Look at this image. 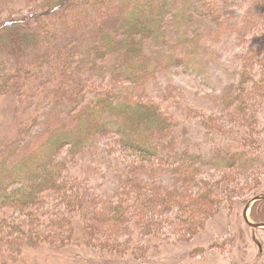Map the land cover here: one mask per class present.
Instances as JSON below:
<instances>
[{
  "label": "trees",
  "instance_id": "trees-1",
  "mask_svg": "<svg viewBox=\"0 0 264 264\" xmlns=\"http://www.w3.org/2000/svg\"><path fill=\"white\" fill-rule=\"evenodd\" d=\"M27 1L33 4L25 11L9 9L0 17V41L6 37L0 97L12 96L19 112L38 104L46 119H19V137L0 145V264H18L28 247L43 245L89 244L143 262L165 246L191 243L227 200L231 205L246 192L243 172L264 166V130L236 118L235 109L230 128L214 120L208 137L215 146L207 147L187 132V123L221 116L196 108L188 116V97L178 88L162 98L153 88L162 72L184 64L208 76L207 27L221 22L234 1ZM74 10L78 27L66 24ZM25 25L33 31L24 33ZM63 27L72 42L59 46ZM262 46L248 55L246 77L217 101L246 108L245 119L253 113L264 123V76L259 80L256 70L264 69ZM88 154L117 172L113 191L94 190L99 168L83 165ZM212 170L223 177H212ZM259 205L264 200L253 218L264 223Z\"/></svg>",
  "mask_w": 264,
  "mask_h": 264
},
{
  "label": "rangeland",
  "instance_id": "rangeland-1",
  "mask_svg": "<svg viewBox=\"0 0 264 264\" xmlns=\"http://www.w3.org/2000/svg\"><path fill=\"white\" fill-rule=\"evenodd\" d=\"M232 2L230 12L225 15L221 22L212 23L207 27L206 41L211 61L208 76L200 75L199 68L198 70L187 69L184 64L171 72H162L161 81L155 83L153 88L154 93L160 98L163 97L161 93L167 94V92L178 88L180 93H184L188 97L184 101L186 104L184 106L185 112L188 116H191L189 113L192 114V108L199 109L211 116H221L220 119H204L205 121L192 118L187 123V132L194 137L196 142L203 141L202 143H206L207 147L215 146L213 139L208 137L211 125L216 123L214 120H218L222 126L232 124L233 120L230 116L235 109H237L236 118L251 122L260 130H264V123H261L255 114L252 113L250 118L245 119L246 116H250V112L248 115L246 108L242 110L236 107L232 110L231 107L224 104L225 102L217 101V95L224 94L232 84H240L242 79L246 77L247 69L252 63V58H248V55L253 54V49H260V43L264 42V2L262 0H232ZM31 4L33 2L27 0H21L19 3H14L11 0H0V17L4 11L7 12L9 9H14L17 12L25 11V8ZM110 6V11H114L117 4ZM80 8L79 11L82 12L85 6ZM67 14L69 20L66 24L69 23L73 27H78L81 23L79 13L74 10ZM94 20L98 21L100 17L93 18L92 21L94 22ZM62 21V18H59L55 23L58 27H62L64 26ZM22 30L26 31L24 33L33 31L26 25ZM60 31V38H62L58 42L61 43L59 46L72 42L71 33H67L65 27ZM5 40L6 37L2 34L0 43ZM41 44L39 49L43 50L46 45L44 42ZM1 57H3L2 60L6 58L5 55ZM34 57L35 55H30L28 62H33ZM12 66L17 67L15 59L12 60ZM256 70L260 80L264 76V69L258 68ZM251 91L254 92V89ZM37 101L39 103L42 99ZM31 104L32 102L27 103L25 109L19 112L15 108L16 104L12 96L0 97V145L1 143L4 144L5 141L10 142L19 137L21 132L19 119L29 121V119L45 115L44 109H37L38 104L36 107H32ZM42 119H46V116H43ZM262 120L264 121V119ZM109 158L111 156H108ZM85 164L90 167L89 171L92 169V164L96 165L94 169L99 168V174L96 182H94V190L98 189L101 193H109L116 188L119 178L114 168L108 165L100 168L103 164L102 160L90 154L85 158L83 165ZM236 170L238 171V169ZM251 171L243 172L240 176L245 177L244 182L248 186L246 192L232 200L231 205L227 200L222 214L213 219L209 227L189 244L175 243L167 249L165 246L162 252H156L153 258L150 257L143 262L135 256L125 260L104 254L89 244L77 243L69 247L43 245L41 247H28L25 256L28 257H24L18 264H264V227L253 226L246 216L248 207L260 194L264 195V166ZM227 174L231 178L234 177L231 172ZM210 175L220 179L224 172L212 170ZM249 176L254 177L250 180ZM255 176L256 183H253ZM261 205L257 208L258 213H264V207ZM253 212L254 208L251 211L252 219H254ZM181 236L178 233L175 235L176 238Z\"/></svg>",
  "mask_w": 264,
  "mask_h": 264
},
{
  "label": "water",
  "instance_id": "water-1",
  "mask_svg": "<svg viewBox=\"0 0 264 264\" xmlns=\"http://www.w3.org/2000/svg\"><path fill=\"white\" fill-rule=\"evenodd\" d=\"M264 200V195H260L256 198V200L248 207L246 211V216L248 221L255 227H264V223H258L254 219H252L251 211L255 206V203L258 201Z\"/></svg>",
  "mask_w": 264,
  "mask_h": 264
}]
</instances>
